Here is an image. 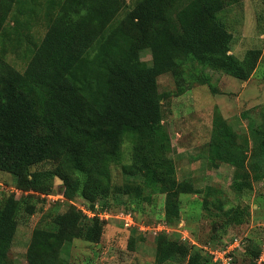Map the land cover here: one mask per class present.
<instances>
[{
	"label": "trees",
	"instance_id": "16d2710c",
	"mask_svg": "<svg viewBox=\"0 0 264 264\" xmlns=\"http://www.w3.org/2000/svg\"><path fill=\"white\" fill-rule=\"evenodd\" d=\"M21 1L0 0V41ZM240 1L137 0L119 17L127 0H47L46 32L24 71L0 68V170L15 174L16 189L27 194H50L60 178L67 200L80 195L92 207L112 193L138 201L165 193L167 219H179V194L200 190L175 177L158 77L178 76L197 61L247 79L255 65L237 61L230 52L233 35L218 18ZM144 49L152 54L151 64L141 59ZM209 146L212 162L239 157L234 134L221 116L215 118ZM50 160L59 164L33 169ZM113 164L125 179L121 184L113 180ZM256 178H264V170ZM245 182L236 179L234 186L243 189ZM18 210L16 194L0 192V264H14L10 252ZM249 214L233 206L223 213L224 225L241 224ZM105 220L87 218L72 204L51 213L48 226L34 231L28 263L68 264L60 257L62 246L74 238L99 241ZM174 256L185 264L212 263L193 245L159 233L157 262Z\"/></svg>",
	"mask_w": 264,
	"mask_h": 264
},
{
	"label": "rangeland",
	"instance_id": "374dc122",
	"mask_svg": "<svg viewBox=\"0 0 264 264\" xmlns=\"http://www.w3.org/2000/svg\"><path fill=\"white\" fill-rule=\"evenodd\" d=\"M127 2L119 17L137 0ZM47 9V0H23L14 6L0 41V68L10 65L24 71L46 32ZM218 18L233 35L230 52L237 61L245 67L255 65L247 79L197 61L187 63L178 76L168 72L158 77L175 177L200 192L179 194L181 214L172 221L165 215V193L153 194L150 201L122 193L100 199L95 203L109 214L104 218L103 234L99 241L74 238L64 244L60 257L68 264H185L178 256L157 262L161 232L201 250L212 259L211 264H264V178H256L264 170V153L257 150L264 135V0H241L219 12ZM141 59L151 64L149 49L141 52ZM216 116L234 134L239 149L236 159H209ZM123 150L129 153L127 145ZM58 164L50 160L33 169ZM111 173L114 182L125 181L117 165H112ZM236 179L247 181L246 187L234 186ZM16 181L15 174L0 170V192L15 193L19 202L10 252L14 264H29L27 252L34 231L48 226L51 213L63 212L72 204L87 218L93 217L88 214L91 203L87 199L80 195L65 198L60 178L54 179L50 194H27L16 189ZM233 206L246 208L250 214L241 224L224 225L223 213ZM256 251L260 254L255 258Z\"/></svg>",
	"mask_w": 264,
	"mask_h": 264
},
{
	"label": "built area",
	"instance_id": "2783aa9c",
	"mask_svg": "<svg viewBox=\"0 0 264 264\" xmlns=\"http://www.w3.org/2000/svg\"><path fill=\"white\" fill-rule=\"evenodd\" d=\"M103 206H100L98 203H95L94 204V207H92L91 206V208L90 209H87V210H89V211H91V212H89L88 214H93V217L94 216H99L100 217V219H104V218H108V216H109V214H107V212H103L104 210H103V208H102ZM86 214V213H85ZM87 214V215H88ZM125 216V215H124ZM127 216V215H126ZM131 217V218H130ZM127 221H126V224L129 226L130 225V223L128 222L129 221V219L131 220L132 219V215H131V213H129V215H128V218H125ZM226 262V261H225ZM227 262H228V260H227Z\"/></svg>",
	"mask_w": 264,
	"mask_h": 264
}]
</instances>
